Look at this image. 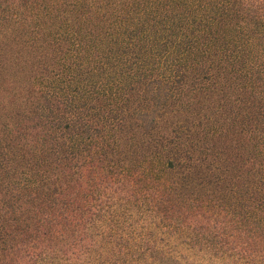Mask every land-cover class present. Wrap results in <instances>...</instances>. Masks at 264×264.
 <instances>
[{
	"label": "trees",
	"instance_id": "16d2710c",
	"mask_svg": "<svg viewBox=\"0 0 264 264\" xmlns=\"http://www.w3.org/2000/svg\"><path fill=\"white\" fill-rule=\"evenodd\" d=\"M194 258L264 264V0H0V264Z\"/></svg>",
	"mask_w": 264,
	"mask_h": 264
},
{
	"label": "rangeland",
	"instance_id": "374dc122",
	"mask_svg": "<svg viewBox=\"0 0 264 264\" xmlns=\"http://www.w3.org/2000/svg\"><path fill=\"white\" fill-rule=\"evenodd\" d=\"M193 260H197L199 262H202V264H234L232 262H229L228 260H216V259H204L203 261L199 260L198 258H194ZM28 261H25L26 264ZM23 263V264H24Z\"/></svg>",
	"mask_w": 264,
	"mask_h": 264
}]
</instances>
